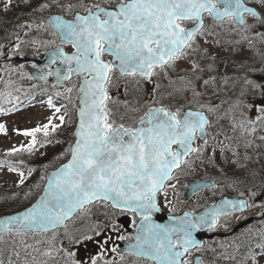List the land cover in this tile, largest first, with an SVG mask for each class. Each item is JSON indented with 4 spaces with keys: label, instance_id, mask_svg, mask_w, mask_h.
I'll use <instances>...</instances> for the list:
<instances>
[{
    "label": "snow or ice",
    "instance_id": "1",
    "mask_svg": "<svg viewBox=\"0 0 264 264\" xmlns=\"http://www.w3.org/2000/svg\"><path fill=\"white\" fill-rule=\"evenodd\" d=\"M23 2L27 4L28 0ZM249 2L264 8V0H94L91 4L63 5L68 12L77 7L83 9V13L74 12L71 20L50 17L61 44H70L74 49L67 54L59 45L56 47L52 62L58 60L66 66L68 74H62L61 69L54 74L58 81L68 80L73 74L83 78L78 89L81 94L79 123L74 142L64 153L69 157L67 163L48 175L43 195L31 207L0 219V236L55 230L77 209L95 201H111L113 207L138 212L143 217L140 227L143 239L137 237V244L132 246L137 249L135 254L149 257L154 264H202L200 259H185L192 255L193 249L201 247L193 238V232L205 224L214 227L221 211L243 213L257 205L247 200L225 201L221 210L214 206L205 216L190 219L191 214L186 213L173 227L153 224L150 214L159 211L157 196L166 182L173 179L174 170L190 168L186 157L192 153L202 156L207 148L209 120L200 111L181 113L179 108L148 107L135 126L115 125L105 103L110 99L106 86L114 72L150 80L158 74L156 69L164 72L174 69L178 61L200 51L201 39L208 42L212 33L206 29L207 18L217 25L228 22L239 26L241 40L236 43L248 41L251 45L252 41L244 33L254 26L248 25L245 18L264 24V16L250 7ZM11 3L12 0H6L5 10ZM50 6L40 4L39 10ZM260 37L264 39V33H260ZM190 67L193 72L202 71L197 63ZM209 84V80L203 81V86ZM189 89L194 98L199 95L192 78L184 80L176 91L183 93ZM49 106H52L51 101ZM260 110L264 111V104ZM55 112L60 113V108H55ZM58 119L64 123L63 115ZM49 125L51 118L49 124L43 126L44 137L49 136ZM51 126L53 130L58 127ZM3 130L4 126L0 125V131ZM41 131L36 127L23 133L31 138V143L23 150L34 149ZM198 136L203 145L193 147ZM9 171L15 169L9 168ZM19 176L23 184L24 173L20 172ZM92 239L84 235L82 239L74 238V242ZM257 247L261 249L260 255H264V243ZM252 260L256 264L255 256ZM71 264L78 261L72 260ZM91 264L97 261L92 260Z\"/></svg>",
    "mask_w": 264,
    "mask_h": 264
},
{
    "label": "rangeland",
    "instance_id": "2",
    "mask_svg": "<svg viewBox=\"0 0 264 264\" xmlns=\"http://www.w3.org/2000/svg\"><path fill=\"white\" fill-rule=\"evenodd\" d=\"M85 1L89 0H28L27 4L23 0H12L10 7L5 10L6 0H0V27L6 28L3 33L0 31V125L4 126V130L0 131V161L5 159V164L15 162L16 165L19 164L15 161L16 158L21 159L18 161L25 163L22 165V172L26 179L31 172L33 175L38 173V166L30 164V168L23 153H29L31 163L42 157H51L54 162H61L71 123H67L69 108L65 109L62 99H50L47 95L30 101L21 98V94L30 91H46L48 85L36 88L31 76L35 65L18 63L15 57L26 54L42 57L47 49L57 46L58 36L46 24V15L50 12H68L62 8L63 5H79ZM92 1L94 0L89 2ZM43 3L51 6L41 11L39 5ZM251 4L264 16V8ZM75 9L79 10V7ZM245 19L248 25L254 26L244 33L252 41L251 45L248 41L236 43L241 40L236 25L228 22L217 25L207 18L206 29L212 33L208 42L201 39L199 52L177 62V67L181 64L189 69L192 63H197L202 71L197 70L191 76L175 71L165 73L164 76L156 74L142 85L135 78H129L128 82L120 81L115 90L114 102L108 106L110 119L114 123L131 125L149 106L172 101L177 93L176 89L183 86L184 80L192 78L195 81L199 95L193 97L192 102L197 108L203 109L210 119L206 137L208 146L202 156L197 153L191 156L188 159L191 167L171 180L160 194L159 203L166 213L177 209L195 212L223 195H247L249 201L253 202L264 184V111L260 110V106L264 104V39L260 37V33H264V24H257L251 17ZM204 80L210 81L207 87L203 86ZM71 83L72 80L69 85L72 91L66 97L76 101V82ZM120 92L122 98L118 96ZM59 93L56 89L55 94ZM49 101L52 102L51 107ZM55 108H60V113H56ZM209 108L212 111H208ZM60 115L64 117L63 124L58 119ZM50 118L51 125L58 127L53 130L49 125L48 131L51 134L44 137L43 126L49 124ZM36 127H40L42 131L37 134L34 149L31 152L23 150L31 143V138L23 133ZM198 145H203L202 139ZM13 149L21 151L14 152ZM5 164L3 167L0 163V185L3 189L0 190L1 196L12 194L19 199L21 193L27 192L28 186L23 187L21 192L14 191L21 185L20 172L9 171ZM189 178L211 179L216 183V188L206 189L184 203L181 201L183 181ZM251 193L256 195L252 196ZM263 210L264 207L259 206L253 209L252 214L264 216ZM100 212L109 213L111 210L104 203L93 204L63 228L61 242L65 243L59 246V250L62 248L64 256L79 264H91L92 260L105 264L101 260L104 256L109 258V262L120 258L115 249L117 243L125 237L124 230L121 227L106 229L108 225L105 222L111 221L112 217L100 215ZM243 215L235 214L224 220L221 230L223 227L230 228ZM94 230L99 235H96L95 241L90 240L92 243L74 242V238L82 239L85 233ZM74 247L77 249L76 253L70 256ZM260 252L259 247H253L252 253L242 264H253V256L256 264H264V255H260ZM241 258H244L242 254Z\"/></svg>",
    "mask_w": 264,
    "mask_h": 264
},
{
    "label": "water",
    "instance_id": "3",
    "mask_svg": "<svg viewBox=\"0 0 264 264\" xmlns=\"http://www.w3.org/2000/svg\"><path fill=\"white\" fill-rule=\"evenodd\" d=\"M250 7H251V6H250ZM49 21H50V18H49ZM55 49H56V48L48 50V51L46 52L44 58H42V59L35 58V57L31 56V55H25L24 57L19 58L18 60H19V62H21V63L33 62V63H35L38 67L43 68V67L46 66L47 64H51V63H52V54H53V52H54ZM57 69H61V70H62V74H64V75L67 74V72H66V66H64V65H60ZM57 69H54V71L52 70L51 72L54 74L55 71H56ZM32 76H33V78L35 79V81H37V82H41V83H44V82H47L48 80H50V79H49V74L44 73V72H42V71H41V72L34 71V72H32ZM41 76H43V78H41ZM89 79H90V77H89ZM52 80H54L58 86H63V80H59V81H58V79H57V77H56L55 74H54V77L52 78ZM81 83H82V80H81ZM81 83H80V85H81ZM80 85H79V87H80ZM79 87H78V89H79ZM78 89H77V92L79 93ZM80 107H81V94L79 93V107L77 108V111H76L77 121H76V127H75V129H74V131H73V134L75 133L76 128H77L78 123H79V109H80ZM192 111H193V110H192ZM200 112H201V111H200ZM202 113H203V112H202ZM203 114H204V113H203ZM64 163H67V161H65ZM64 163H63V164H64ZM63 164H61V165H63ZM59 167H61V166H59ZM59 167H58V168H59ZM58 168H56V169H58ZM56 169H54V170H50V171L47 172V174H46V180H47L48 175H49L50 173L56 171ZM46 180H45L44 187H45V185H46ZM187 185H188V190H187V192H186V194H185V196H184V200H187L189 197H191V196H192L193 194H195L197 191H199V190H201V189H203V188H205V187H207V188H211V187L214 186V184H213L212 181H210V180H204V179H200V180H196V181H188V182H187ZM41 195H43V192L41 193ZM41 195H40V196H41ZM40 196H38V198H37L32 204H34V203L40 198ZM263 196H264V190H263ZM239 200H240V199H237V198L223 197V198L219 199L214 205H212V206H210V207H208V208H206V209L200 211L199 213H197V214H191L189 218L191 219V218H198V217H201V216H205L206 214L210 213V212L213 210V207H214V206H215V208H216L217 210H221V206L223 205V203H224L225 201H239ZM108 202H110V204L112 205L111 201H108ZM32 204H31L30 206H28L27 208L31 207ZM27 208H26V209H27ZM26 209H23V210H21V211H19V212H16V213H12V214H10V215H2V216L0 217V219L5 218V217H8V216H12V215H17L18 213L23 212V211H25ZM77 210H79V209H77ZM77 210H76V211H77ZM76 211H75V212H76ZM75 212H74V213H75ZM74 213H73V214H74ZM136 213H137L138 216H141L138 212H136ZM186 213L190 214L189 212L186 211V212H183V213H181L180 215H177V216H169V215H165V214L159 209V211L152 212V213L150 214V218H151V222H152L153 224L161 225V226H166V227H173V226H176L177 223H178L182 218L185 217V214H186ZM223 213H224V212L221 211V214H223ZM73 214H72V216H73ZM72 216H71V217H72ZM71 217H70V218H71ZM141 217H142V216H141ZM142 219H143V217H142ZM142 219H141L140 223L138 224L137 229H136V230H133V231H130V232L132 233L133 237H134V240H133V241H122V242L119 244V250H118V251L121 252V253H123V252H129V253H132V254L135 255V256H138V257H145V258L150 259V258L147 257V256H143V255H137V254H135L136 251H137V249H134V248L132 247L133 245H136V244H137V242H138V241H137V237H140L141 240L143 239V234H142V232L140 231V227H141ZM67 220H68V219H67ZM61 226H62V225H61ZM207 226H209V225H208V224H205V225H203V227H201L199 230L193 232V238H194L195 240H197L200 244H201V237L204 236L202 233H200V230H201V229H205ZM59 227H60V226H59ZM49 230H51V229H49ZM49 230H48V231H49ZM37 231H39V230H37ZM41 232H45V231H41ZM207 237H210V236H207ZM196 259H199V257H195V258H194V260H196ZM150 260H151V259H150Z\"/></svg>",
    "mask_w": 264,
    "mask_h": 264
},
{
    "label": "trees",
    "instance_id": "4",
    "mask_svg": "<svg viewBox=\"0 0 264 264\" xmlns=\"http://www.w3.org/2000/svg\"><path fill=\"white\" fill-rule=\"evenodd\" d=\"M4 30H6L5 27H0V31L2 33L4 32ZM70 119L73 122V115L70 116ZM67 149L68 144H66V148L65 150H63V152L65 153ZM28 154L29 153H23V156L26 160L25 162L38 166V173L33 175L29 182L32 184H40L43 180L41 178L43 177L44 171L46 169V164H48V162L49 164H53L54 161H49L50 159L44 157L41 158L40 161H34L33 163H31V161L29 160L30 156ZM34 190L37 191L38 188ZM16 200L10 197L4 198L1 204L0 214L19 209L22 206V201ZM47 234L29 233L25 236V238L21 239L15 236L17 234L5 235V239L0 240V257L2 256L0 258V261L2 260L6 263H9V260H11L12 264H18L22 259H25V261L29 264H34L35 261L41 262L40 257L42 256L43 251L47 253H49V251L51 252V250H49L48 248L56 250L58 242H60V239L63 237L62 231L58 230L49 237V240L51 239L50 243L46 244L45 242L48 241V238L46 237ZM17 253H19L18 256ZM43 261H46L47 264H71V261H68L64 256L61 259H58V256L49 258L48 256H46L45 258H43Z\"/></svg>",
    "mask_w": 264,
    "mask_h": 264
},
{
    "label": "flooded vegetation",
    "instance_id": "5",
    "mask_svg": "<svg viewBox=\"0 0 264 264\" xmlns=\"http://www.w3.org/2000/svg\"><path fill=\"white\" fill-rule=\"evenodd\" d=\"M89 1H85V3H88ZM93 2L94 1L89 2L88 4H91ZM101 2H103V0H101ZM79 10L83 11L82 8H79ZM104 59L107 60L109 58L105 57ZM154 71L157 72L160 76H164L165 73L168 74V73L173 72V71L181 73L183 75H190L191 76L193 74L192 69H189L187 66H182L181 64L178 67H177V64H176L174 69H169L167 72L160 71L159 69H156ZM111 77H112L111 78V82L106 86L107 95L110 97V99L105 102L108 110H109L108 106L114 102V99H115V95L114 94L116 93L115 90H117V85L120 83V81L124 80V82H128L129 78H135V79H139V82L142 85L145 81L149 82L154 77V75L149 80V79H146V78H142L140 76H135V77H132V76H121L119 72H114V73L111 74ZM70 80H72V83H74L75 81H77V78L71 77L70 79H68L66 81H70ZM126 88H128V87H126ZM151 89H152V87L150 86V90ZM121 93L122 92H120V94H118V96L121 97ZM192 98H193V93H192L191 89H189L188 91L183 92V93H178L177 92L174 95V99L172 101H169V102L165 101L160 106L161 107H165V108H170L172 110H176V109L179 108L181 110V113H183V111H185L187 108H197V106H195V104L192 102ZM118 99H120V98H117V100ZM149 107H156V106L155 105H151ZM146 110L143 111V113L140 115V117L145 114ZM140 117H138V119ZM138 119H136L133 122V124H131V125H125V124L124 125L126 127H133V126L136 125ZM119 124H123V123H115V125H119ZM198 143H199L198 139L196 141H194L195 145H198ZM173 148H175V146H173ZM191 156H192V154L189 155L187 158H189ZM262 185L264 187V184H262ZM261 191H262V189L260 188V192L255 196V199H254L253 202L249 201V197L247 195L246 196H241V197H244L249 204L255 203L257 205V207H259L260 205H264V204H259V202L263 201L262 197H261ZM257 207L252 208V209H248V211L246 212L247 215H243L242 217L239 218V220H237V222L240 221V222H244L245 224L240 226L238 228V230L235 232V234L238 237H240V238H242L244 240L243 241L244 245H247V241H245L247 239L249 241L248 246H252V248H253V246H257L258 244H261V243L257 241V243L255 244L256 239H252L251 237H248V236L253 235L254 233H252V231L257 230L258 228L260 229L262 227V225H264V216H261V215L260 216H256V215L252 214L253 209H256ZM254 212H256V211H254ZM113 213H114V215H113L112 218L114 220H116V221L119 220V218H118L119 217V212L113 210ZM262 214L264 215V210L262 211ZM120 215H121V213H120ZM229 216H231V215L226 214V215L220 216L216 220V224L217 223H222L224 220L229 218ZM128 221H129L128 222L129 225H132V224L134 225V223L137 221V218L134 215H129ZM232 231H234V230L232 229ZM232 231L226 230V231H224V233H226L228 235ZM255 235L258 238L260 233L255 234Z\"/></svg>",
    "mask_w": 264,
    "mask_h": 264
}]
</instances>
